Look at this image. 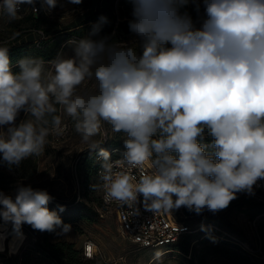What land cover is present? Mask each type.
I'll use <instances>...</instances> for the list:
<instances>
[{"label": "clouds", "instance_id": "9594fccd", "mask_svg": "<svg viewBox=\"0 0 264 264\" xmlns=\"http://www.w3.org/2000/svg\"><path fill=\"white\" fill-rule=\"evenodd\" d=\"M57 2L41 7L51 11ZM130 2L139 52L135 44L93 38L105 17L72 42L73 55L25 57L17 73L9 47L0 45V160L11 168L41 155L49 136L66 131L61 112L92 151L106 123L127 138L121 159L97 153L105 203L132 207L142 196L154 213L183 206L215 214L264 179V0H203L199 27L181 13L185 0ZM35 3L0 0V14L11 22L22 5ZM85 82L95 91L81 93ZM21 112L27 118L17 124ZM206 136L211 144L202 143ZM52 200L47 190L18 183L13 194L0 191V218L16 230L28 224L67 233L71 225L49 210Z\"/></svg>", "mask_w": 264, "mask_h": 264}, {"label": "rangeland", "instance_id": "374dc122", "mask_svg": "<svg viewBox=\"0 0 264 264\" xmlns=\"http://www.w3.org/2000/svg\"><path fill=\"white\" fill-rule=\"evenodd\" d=\"M95 4L96 0H92L89 5L92 8ZM85 6H88L86 0H82L80 4L58 0L57 6L47 14L40 13L37 21L24 19L26 15L20 14V18L10 22L7 16L3 15L0 18V45L25 46L29 51L38 48L44 50L45 45L40 44L41 41L39 44L29 45L30 42L39 40L38 30H41L48 36L45 39L47 45L55 47L53 59L58 55L71 56L72 42L79 40L74 38L72 32L81 30L76 29V26L81 24L91 11V8L83 11ZM180 11L186 12L199 27L204 14L203 0H185ZM128 12L125 18L115 20L110 32L108 25L101 29L98 37L93 38L108 36L110 42L130 46L135 44L139 52V38L130 32L128 25L121 26L123 20L129 22L133 19L128 17L132 16V11ZM67 29L72 31H63ZM91 31L92 28H87L83 38ZM57 32L61 33L55 35ZM45 66L50 67L47 63ZM79 91H95V88L93 83L85 82ZM59 114L67 126L66 131L63 136H49L41 155L24 160L19 167L10 168L6 163H0V177L5 180L0 184V191L13 194L18 183L31 185L34 189H44L53 197L48 205L50 211H56L64 218L79 216L76 221L67 223L71 225L69 232L63 233L61 229L47 232L48 241H65L73 244L76 249H81L86 242L91 241L98 250L94 264H264V196L258 192L255 195L237 197L227 208L215 214L207 209L201 214H196L183 206L174 209L177 210L179 218L191 227V232L184 238V242L188 243L186 253L177 248L178 252H165L156 260L153 257L165 251L163 248L138 249L133 246L119 235L113 216L101 209V180L93 172V161L90 163V174L86 172L85 154L92 150H89L88 144L82 143L71 117L62 112ZM26 118V114L21 112L16 123L19 124ZM6 128L7 126H4L3 130L6 131ZM126 138V134L114 132L111 125L103 123L94 140L100 144L99 148L103 143H107L125 151ZM99 148L93 151L95 155ZM75 171L78 183H75ZM61 206L64 208L62 212ZM17 231L23 234V241L16 250H11L10 240ZM0 232L5 236L4 239L0 238V242L4 241L5 246L0 253L6 255L0 256V264L5 263L6 257L19 255L28 248L35 249V244L45 233L33 229L28 224H23L16 230L11 222H5L2 218ZM30 257L37 264H49L46 258L38 253Z\"/></svg>", "mask_w": 264, "mask_h": 264}, {"label": "built area", "instance_id": "2783aa9c", "mask_svg": "<svg viewBox=\"0 0 264 264\" xmlns=\"http://www.w3.org/2000/svg\"><path fill=\"white\" fill-rule=\"evenodd\" d=\"M41 3L42 0H36L34 6L22 5V12L20 14H47L48 11L41 7ZM88 9L89 7L85 6L83 11ZM2 16L3 14H0V18ZM38 33L39 40H35V43L37 44H39V41L45 40L48 37L41 30H38ZM100 148H103L110 153V159L112 161L121 159L123 156L124 151H122L117 146H109L107 143H103ZM95 162V175L99 177L102 160L98 158L97 154L95 155ZM133 174L139 175V170L134 169ZM74 179L75 183H78L76 171L74 174ZM257 192L264 196V179L257 181V183L253 186V191L251 194L247 192H240L236 195L237 197L242 195H255ZM103 196L104 191L101 187V209L113 216L119 235L125 240H128L138 249L163 248V250H166L170 253L178 252L176 245L182 240L184 236L191 232V227L186 224L185 221L179 218V214L176 216L173 211H171V213H154L152 211L146 210L143 206L142 196L138 198L137 204L133 205L132 207H129L128 205H121L116 201L105 203ZM0 246L3 247V250L5 249L4 241L0 242ZM81 249L83 256L89 259L94 258L98 253L96 245L91 241L86 242Z\"/></svg>", "mask_w": 264, "mask_h": 264}, {"label": "trees", "instance_id": "16d2710c", "mask_svg": "<svg viewBox=\"0 0 264 264\" xmlns=\"http://www.w3.org/2000/svg\"><path fill=\"white\" fill-rule=\"evenodd\" d=\"M88 2L89 9L91 6L92 0H86ZM87 7V6H86ZM133 6L130 0H96V4L94 7L91 8L90 14L86 16V19L76 26V29L81 30H75V32H72L75 37L77 38H83L84 33H87V28H93V25L99 23L101 17H105L107 19V22L104 23L101 26V29L103 27H107L109 25V32L111 28L113 27L116 19H123L127 16L128 11H132ZM38 14H32V13H26L24 19H33V21H37ZM133 18V16H128ZM129 22L126 20H123L121 22V26L128 25ZM75 29V28H73ZM63 31H69L72 30H63ZM61 31V32H63ZM74 31V30H73ZM61 32L55 33V35H58ZM35 41H32L29 43L33 44ZM40 44L45 45L44 50H40L39 48L34 51L27 50V47L22 46H12L11 44H7L6 46L9 47V59H10V67L13 73H17L20 71L17 62L25 57H39L43 58L45 61L52 60L54 58V50L55 47H51L50 45H47V41L41 40ZM36 51V52H35ZM212 138L206 136L204 141L202 143L211 144ZM111 146V145H109ZM210 150V149H209ZM92 163V169L95 174V153L93 151H88L87 154H85V163H86V172L87 174H90L91 166L90 163ZM0 163L2 160H0ZM4 179L0 177V184L4 183ZM173 213L178 216L177 210H172ZM62 221L67 224L73 221H76L79 216L74 217H67L64 218L61 215H59ZM38 231V230H37ZM184 236L182 240L176 245V248H180L185 253L188 251V243L184 242ZM237 244V243H236ZM192 245V244H191ZM239 245V244H237ZM243 249V248H242ZM38 253L39 255L46 258V260L49 262V264H94L96 261V258H86L82 254V249H76L74 248L73 244L67 243L65 241H57V242H50L47 239V232H45L38 240V242L35 244V249L28 248L25 249V251H22L19 255L6 257L4 264H37L35 261L33 262L31 260V255ZM0 256L5 257V254L0 253ZM46 264V262H43Z\"/></svg>", "mask_w": 264, "mask_h": 264}, {"label": "bare ground", "instance_id": "6f19581e", "mask_svg": "<svg viewBox=\"0 0 264 264\" xmlns=\"http://www.w3.org/2000/svg\"><path fill=\"white\" fill-rule=\"evenodd\" d=\"M23 237H24L23 234L18 232V231L13 233V236H12V238L10 240L9 248L11 250H16L20 246V244L22 243ZM0 238L1 239L5 238V236H4V234L2 232H0ZM0 250H3L2 246H0ZM165 252H168V251L165 250V251H162L161 253L164 254Z\"/></svg>", "mask_w": 264, "mask_h": 264}]
</instances>
